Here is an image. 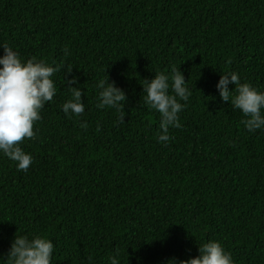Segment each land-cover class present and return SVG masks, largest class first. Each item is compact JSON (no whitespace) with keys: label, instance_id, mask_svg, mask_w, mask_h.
<instances>
[{"label":"trees","instance_id":"obj_1","mask_svg":"<svg viewBox=\"0 0 264 264\" xmlns=\"http://www.w3.org/2000/svg\"><path fill=\"white\" fill-rule=\"evenodd\" d=\"M0 44L61 66L21 144L29 169L0 154V256L15 234H41L51 264H109L117 250L120 264H168L213 240L235 264H264V129L248 132L216 88L236 72L264 91V0H0ZM173 67L192 95L165 146L143 84ZM68 68L80 116L61 110ZM107 75L125 123L97 107Z\"/></svg>","mask_w":264,"mask_h":264},{"label":"clouds","instance_id":"obj_2","mask_svg":"<svg viewBox=\"0 0 264 264\" xmlns=\"http://www.w3.org/2000/svg\"><path fill=\"white\" fill-rule=\"evenodd\" d=\"M0 154L16 162L20 171H27L33 157L21 146L25 139H34L35 122L39 121L41 110L53 100L56 85L53 75L60 71V65H50L43 59L33 56L22 59L19 53L8 44H0ZM65 55L68 50L64 49ZM73 68L65 70L66 87L70 95L61 105L66 116H80L85 112L82 97L84 92L78 87V77L72 74ZM74 85V86H73ZM234 85V88H230ZM96 88L97 107L115 109L119 115L117 123H125L124 110L127 101L125 92L109 80L100 79ZM216 88L224 102L242 112L241 124L250 133L264 129V91L251 83H241L238 73L229 72L220 76ZM145 103L159 113L158 142L167 145L172 138L170 128H179V113L186 107L192 93L180 68L173 67L171 75L160 72L152 79H144ZM235 93V94H234ZM183 102V103H182ZM86 128L87 124H81ZM54 243L41 234L16 235L7 252L0 256V264H51ZM109 264H120L119 250L110 256ZM168 264H235L232 255L219 241H209L198 245V255L184 260L172 258Z\"/></svg>","mask_w":264,"mask_h":264}]
</instances>
